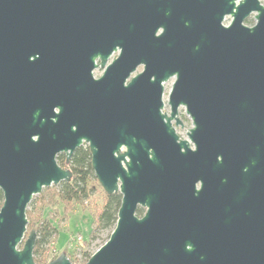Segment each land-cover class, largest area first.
<instances>
[{
  "label": "water",
  "instance_id": "1",
  "mask_svg": "<svg viewBox=\"0 0 264 264\" xmlns=\"http://www.w3.org/2000/svg\"><path fill=\"white\" fill-rule=\"evenodd\" d=\"M82 144L115 225L84 263L47 264H264V5L0 0V264H35L27 206Z\"/></svg>",
  "mask_w": 264,
  "mask_h": 264
},
{
  "label": "rangeland",
  "instance_id": "2",
  "mask_svg": "<svg viewBox=\"0 0 264 264\" xmlns=\"http://www.w3.org/2000/svg\"><path fill=\"white\" fill-rule=\"evenodd\" d=\"M264 5V0H260ZM255 22L254 13H251L244 23L248 26ZM140 70V67L137 69ZM97 73L99 70L96 71ZM173 77L164 82L163 111L169 113L170 108L167 103V97L171 88ZM177 117L182 123L176 127L177 134L187 139V133L192 126V122L183 106L178 108ZM181 127V128H180ZM180 128V129H178ZM66 168L65 166H62ZM98 182V181H97ZM94 189L90 197L85 201L76 204H64L57 197V189L55 185H50L47 189L34 194L30 200L27 209L29 210V223L26 226L24 238H26L29 230L37 227V223L41 221L45 215L51 222L57 225V233L51 236L48 244H45L42 256L39 258L38 264H47L49 260L56 257L60 252H65L68 259L73 263H84L90 255L99 248L109 237L110 228L98 229L95 231L92 218L95 217L100 205L103 203L105 191L101 185L92 182ZM2 201H0V206ZM22 244L19 245L21 247ZM34 260V258H33ZM35 262V261H34Z\"/></svg>",
  "mask_w": 264,
  "mask_h": 264
},
{
  "label": "trees",
  "instance_id": "3",
  "mask_svg": "<svg viewBox=\"0 0 264 264\" xmlns=\"http://www.w3.org/2000/svg\"><path fill=\"white\" fill-rule=\"evenodd\" d=\"M56 159L61 166L69 168L72 172L71 178L68 181H61L58 184H53L57 189V197H59L64 204L81 203L89 198L94 189L92 182L94 181L97 184L98 182L91 167L90 151L87 144H83L74 150L68 159H66V155L63 153L58 154ZM47 187H43L41 192L43 189H47ZM120 198L121 194L118 192H114L113 194L104 193V201L100 205L95 217L92 218L95 231L105 228L113 229ZM1 200L2 192L0 190V201ZM137 214H141V208L137 209ZM26 217L29 218L28 209H26ZM34 230L36 232V237L32 253L35 264H38L40 261L39 258L43 254L45 244L49 243L51 236L56 235L58 228L56 224L43 215L41 221L37 223V227H35Z\"/></svg>",
  "mask_w": 264,
  "mask_h": 264
},
{
  "label": "flooded vegetation",
  "instance_id": "4",
  "mask_svg": "<svg viewBox=\"0 0 264 264\" xmlns=\"http://www.w3.org/2000/svg\"><path fill=\"white\" fill-rule=\"evenodd\" d=\"M238 3V0H235V4H237ZM232 21V15L231 14H225L224 15V17H223V19H222V24H224L225 26H227V25H229L230 24V22ZM118 54H119V49H115V50H113L111 53H110V55L107 57V59H106V62L104 63V65H101V61H100V59L99 58H95L94 59V64H95V66L93 67V69H92V71H91V73H92V75H93V77L94 78H98V77H100L102 74H103V72H104V70H105V68H106V66L109 64V63H111L117 56H118ZM140 67V70H137L138 68ZM142 68H143V65L141 64V65H138L137 67H136V69H135V71L134 72H132L131 73V75L130 76H133L134 74H136L137 72H140L141 70H142ZM97 70H99V72L97 73L96 71ZM171 78V77H170ZM129 80V78L127 79V81ZM126 81V82H127ZM171 124H172V126L174 127V129H175V132H176V127L177 126H179V125H181L182 123H181V121L179 120V118H178V122H176V120H172L171 121ZM176 134H177V132H176ZM178 135V134H177ZM178 137L180 138V139H183V138H181L179 135H178ZM188 137V136H187ZM186 140H188V142H189V145H190V147L192 148V149H194L193 148V143L191 142V141H189V139L187 138ZM83 145V144H82ZM81 146V145H80ZM79 146V147H80ZM88 146V145H87ZM124 150H126V148L125 147H122L121 148V151H124ZM64 154V153H63ZM71 156V155H70ZM201 180L200 179H197L196 180V182H195V189L196 190H200L201 189ZM2 192V191H1ZM116 192H118V193H120L119 191H116ZM114 193V192H113ZM113 193H111V194H113ZM2 200H3V195H2ZM1 200V201H2ZM139 208H141V214H139L140 216L144 213V211H145V208L144 207H139Z\"/></svg>",
  "mask_w": 264,
  "mask_h": 264
}]
</instances>
